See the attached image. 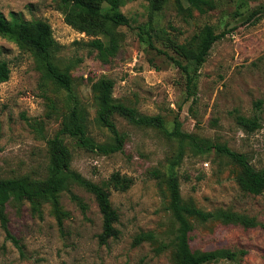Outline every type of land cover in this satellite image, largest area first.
Returning <instances> with one entry per match:
<instances>
[{"label": "rangeland", "instance_id": "1", "mask_svg": "<svg viewBox=\"0 0 264 264\" xmlns=\"http://www.w3.org/2000/svg\"><path fill=\"white\" fill-rule=\"evenodd\" d=\"M217 9H200L192 18L177 14L172 7L153 17V48L140 42L137 28L147 22L145 2L130 1L120 13L130 26L119 27L124 34L120 50L103 64L89 54L80 40H87L67 25L54 0H0L6 19L16 14L24 20L49 23L58 51L60 67L70 66L73 90L87 111L88 130L97 143L110 141L106 129L95 121L97 105L91 84L100 78L113 82L112 97L140 114L160 115L164 129L141 127L115 114L119 133L124 135L122 151L109 155L88 152L65 139L71 151V168L95 184L102 185L113 173L132 178L123 192L111 190L110 201L117 210L116 238L98 239L101 214L94 196L71 184L60 195L65 212L58 225L43 206L42 217L31 213L29 204L6 207L8 229L18 241L6 237L0 224V264H172L168 250L157 251L148 241L134 244L140 233L153 232L167 241L173 226L166 198L159 191L153 170L164 172L178 152L183 157L176 167L180 191L204 210L230 208L255 217V228L199 224L190 233L192 250L227 248L243 251L235 261L209 264H264V193H243L234 180V167L215 153L196 155L188 142L168 135L178 124L180 131L211 143L225 144L247 155L256 168L264 167V15L255 23L233 16L237 0H216ZM254 9L264 0H244ZM241 10V9H240ZM205 23L219 24L226 35L216 41L198 73L194 95L186 89L185 74L170 59L176 56L170 41L184 43ZM177 57V56H176ZM0 59L9 63V79L0 84V177L44 176L47 140L54 137L70 105L63 90L44 83L34 69L28 52L0 36ZM194 67H190L192 70ZM257 116L260 127L247 132L235 122V114ZM167 132V133H165Z\"/></svg>", "mask_w": 264, "mask_h": 264}, {"label": "trees", "instance_id": "2", "mask_svg": "<svg viewBox=\"0 0 264 264\" xmlns=\"http://www.w3.org/2000/svg\"><path fill=\"white\" fill-rule=\"evenodd\" d=\"M58 3L64 21L79 34H84L87 40H80L89 54L103 64L109 63L120 50L124 34L119 27L130 26L129 20L120 13V7L135 0H54ZM146 3L149 12L147 22L137 28L141 43L153 48L152 22L156 12L172 7L177 14L194 16L200 9H210L204 14L217 9L216 0H140ZM244 0H237L233 10L235 18L247 15L244 21L256 23L264 15V3L256 8L248 9ZM241 9V10H240ZM219 24L205 23L184 43L170 41L173 52L177 56L170 59L185 74L186 89L194 95L197 80V68L205 63L214 43L228 32L224 27L220 31ZM0 36L12 41L24 52H28L34 61V69L39 72L44 83L51 82L56 88L63 90L69 102L70 109L62 118L60 128L51 139L47 140V166L44 176L33 178L28 175L3 178L0 177V224L6 237L15 245L18 241L8 229L6 207L10 203L16 205L27 202L33 215L42 217L43 206H50V213L58 225L62 224L63 211L60 195L68 192L71 199L81 203L72 194L69 185L75 184L90 192L101 214L102 224L98 239L106 243L109 238H116L118 231L115 224L118 221L117 210L110 201L111 190L126 191L133 180L120 173H113L102 185L95 184L74 171L71 164V151L65 142L66 138L74 140V144L88 152L109 155L123 150L124 135L119 133L114 123L115 114L122 116L129 123L141 127L164 129V121L160 115L149 116L138 113L135 109L124 105L112 97L113 82L100 78L91 84L94 101L97 105L95 121L110 134V141L97 143L88 130L87 111L79 102L73 90L70 66L60 67L58 51L60 45L52 35L48 22L35 19L24 20L11 14L6 19L0 12ZM190 67H194L190 70ZM9 63L0 59V84L10 77ZM236 124L247 132H253L260 127L257 116L245 117L235 114ZM167 133V132H165ZM168 135L180 142H188L196 155L215 153L218 158H226L234 167V180L239 189L246 194L261 195L264 193V167L256 169L244 153L236 152L225 144L211 143L194 135L180 131L178 124ZM182 152L170 160L164 172L153 170L150 175L156 180L159 191L166 198L167 208L172 217L173 226L167 241L156 237L153 232L140 233L134 238V244L148 241L156 246L157 251L168 250L172 264H209L219 260L235 261L245 254L243 251H233L220 248L208 251L192 250L189 238L194 229L193 221L199 224L218 222L223 225L239 226L244 229L255 228L260 224L255 217L233 211L230 208H215L204 210L191 200H185L180 191L179 177L176 167L182 160Z\"/></svg>", "mask_w": 264, "mask_h": 264}, {"label": "built area", "instance_id": "3", "mask_svg": "<svg viewBox=\"0 0 264 264\" xmlns=\"http://www.w3.org/2000/svg\"><path fill=\"white\" fill-rule=\"evenodd\" d=\"M79 34V33H78ZM81 35H84V34H81Z\"/></svg>", "mask_w": 264, "mask_h": 264}]
</instances>
